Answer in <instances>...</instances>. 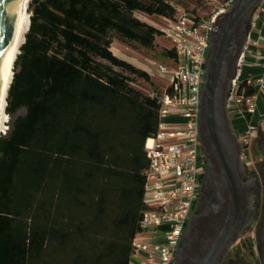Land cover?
I'll list each match as a JSON object with an SVG mask.
<instances>
[{
  "label": "trees",
  "instance_id": "1",
  "mask_svg": "<svg viewBox=\"0 0 264 264\" xmlns=\"http://www.w3.org/2000/svg\"><path fill=\"white\" fill-rule=\"evenodd\" d=\"M29 11L7 96L12 125L0 136V264H129L161 105L65 38L153 50L164 33L136 13L173 20L176 9L159 0H31ZM164 55L178 59L173 48Z\"/></svg>",
  "mask_w": 264,
  "mask_h": 264
},
{
  "label": "built area",
  "instance_id": "2",
  "mask_svg": "<svg viewBox=\"0 0 264 264\" xmlns=\"http://www.w3.org/2000/svg\"><path fill=\"white\" fill-rule=\"evenodd\" d=\"M225 3L210 17L204 18L181 10L180 16L162 31L172 42L178 59L173 66L155 63L153 75H171L170 83L160 92L147 94L160 102L157 134L147 140L149 167L146 173L141 232L133 242L129 264H174L182 236L197 203L205 173V156L200 140L202 89L206 78V61L215 29L216 17L231 7ZM251 34L240 55L237 72L231 82L227 110L231 120L249 116L244 132L238 134L243 155H251L257 127L251 117L257 109V98L264 92V63L261 76L243 79L242 66L251 52ZM242 82L254 89L247 95L240 90Z\"/></svg>",
  "mask_w": 264,
  "mask_h": 264
},
{
  "label": "water",
  "instance_id": "3",
  "mask_svg": "<svg viewBox=\"0 0 264 264\" xmlns=\"http://www.w3.org/2000/svg\"><path fill=\"white\" fill-rule=\"evenodd\" d=\"M20 2L0 0V70L13 41ZM263 2L234 0L216 17L206 61L199 126L213 195L190 218L174 264H217L248 219L252 187L243 180L242 144L229 116L227 100L253 15ZM2 94L0 76V100Z\"/></svg>",
  "mask_w": 264,
  "mask_h": 264
},
{
  "label": "rangeland",
  "instance_id": "4",
  "mask_svg": "<svg viewBox=\"0 0 264 264\" xmlns=\"http://www.w3.org/2000/svg\"><path fill=\"white\" fill-rule=\"evenodd\" d=\"M159 1L176 9V15L173 20L159 15H146L140 12H137L136 16L141 20L152 24L161 31L166 28L171 21L176 20L180 16L182 9L199 17L208 18L225 3V0ZM262 10H264V2L257 8L253 18L256 13H263ZM252 26L253 19L251 29ZM65 42L73 51L80 53L94 64L117 76H122L127 72V70H132L129 76L131 83L135 84V86L145 94L152 91L160 92V88L171 81L170 74H164V76L151 74V71L155 68L154 64L157 62L167 66H173L175 64V60L173 58L164 55V50L171 49L173 47L172 42L165 34L157 37L156 48L153 50L143 47L134 48L120 41H115L111 48H106L97 42L85 40L82 36L75 33H71L68 37H66ZM126 56H130V59L126 58ZM134 60L143 61L147 65L146 69H138L134 72L132 64L129 63L135 62ZM12 120L13 116L10 115L6 132L11 127ZM232 122L233 126L236 127V121L233 120ZM253 154L254 151L252 149L251 155H245V159H252ZM259 157H261L260 152L257 158Z\"/></svg>",
  "mask_w": 264,
  "mask_h": 264
},
{
  "label": "flooded vegetation",
  "instance_id": "5",
  "mask_svg": "<svg viewBox=\"0 0 264 264\" xmlns=\"http://www.w3.org/2000/svg\"><path fill=\"white\" fill-rule=\"evenodd\" d=\"M252 149L254 154L250 160L245 159L243 146L241 152L245 172L243 180L252 187L249 216L238 238L230 244L217 264H264V133L256 134L251 152ZM259 152L261 157L257 158ZM205 163L199 197L191 217L200 212L213 195V189L207 180L206 158Z\"/></svg>",
  "mask_w": 264,
  "mask_h": 264
},
{
  "label": "crops",
  "instance_id": "6",
  "mask_svg": "<svg viewBox=\"0 0 264 264\" xmlns=\"http://www.w3.org/2000/svg\"><path fill=\"white\" fill-rule=\"evenodd\" d=\"M263 13H256L253 18V26L250 31L251 40L249 47L251 52L248 54L245 63L242 66L241 76L243 79L252 78L255 79L263 73L264 63V10ZM130 59V56H126ZM135 62H129L132 64L134 72L136 70L146 69L147 65L143 61L134 60ZM132 70L122 75L124 79L131 83L129 79ZM128 76V77H127ZM133 84V83H131ZM135 86V84H133ZM236 121V127H234L237 134L245 131L249 116H240L234 119ZM233 121V120H232ZM252 123L257 127V133H264V92L257 98V109L255 114L251 117ZM233 123V122H232Z\"/></svg>",
  "mask_w": 264,
  "mask_h": 264
},
{
  "label": "bare ground",
  "instance_id": "7",
  "mask_svg": "<svg viewBox=\"0 0 264 264\" xmlns=\"http://www.w3.org/2000/svg\"><path fill=\"white\" fill-rule=\"evenodd\" d=\"M30 2L31 0H21L20 2L17 22L13 32V41L0 70L3 86V94L0 100V136L6 132L10 120V114L7 112L8 90L14 74V62L20 53V47L25 41V36L30 26Z\"/></svg>",
  "mask_w": 264,
  "mask_h": 264
}]
</instances>
